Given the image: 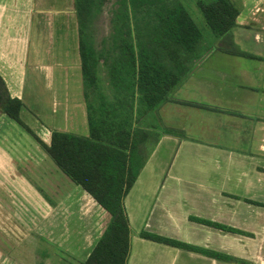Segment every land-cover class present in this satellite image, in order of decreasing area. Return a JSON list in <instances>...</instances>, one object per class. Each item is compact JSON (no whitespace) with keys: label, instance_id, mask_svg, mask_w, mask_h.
<instances>
[{"label":"crops","instance_id":"obj_1","mask_svg":"<svg viewBox=\"0 0 264 264\" xmlns=\"http://www.w3.org/2000/svg\"><path fill=\"white\" fill-rule=\"evenodd\" d=\"M72 1L0 0V74L9 94L23 101L21 119L47 144L54 130L90 134L87 103L95 89L82 73ZM239 8L231 30L197 51L187 74L154 108L157 125L146 126L147 138L155 134L149 148L144 114L130 118L142 131L140 166L124 195L127 264H264V0H240ZM107 80L100 82L111 96ZM110 213L0 110V235L6 244L0 262L22 264L12 249L36 236L81 264ZM142 230L191 246L147 238Z\"/></svg>","mask_w":264,"mask_h":264},{"label":"trees","instance_id":"obj_2","mask_svg":"<svg viewBox=\"0 0 264 264\" xmlns=\"http://www.w3.org/2000/svg\"><path fill=\"white\" fill-rule=\"evenodd\" d=\"M107 0H74L78 21L81 69L85 82L95 90L88 101L90 134L83 136L54 130L51 143L44 142L20 116L23 101L9 94L0 74V110L24 126L58 166L84 187L111 218L81 264H127L130 226L124 195L140 166L136 158L138 134L130 118L155 108L187 74L198 57L202 30L178 0H115L110 40L97 54L93 44L92 18ZM215 38L236 23L239 4L232 0H197ZM99 58L106 63L113 94H105L97 73ZM126 95L115 97V87ZM144 106V107H142ZM145 136L148 132L144 130ZM145 139V138H144ZM198 218V217H197ZM219 225L214 221L198 218ZM144 237L190 247L185 242L147 230Z\"/></svg>","mask_w":264,"mask_h":264},{"label":"rangeland","instance_id":"obj_3","mask_svg":"<svg viewBox=\"0 0 264 264\" xmlns=\"http://www.w3.org/2000/svg\"><path fill=\"white\" fill-rule=\"evenodd\" d=\"M43 1L45 2V4L47 2H50L49 4H52L54 6H63L66 3V0H43ZM68 1H69L68 2L69 5L73 4L72 0H68ZM178 1H181L185 5V7L188 9L193 19L195 20V22L202 30L203 36L200 42V49L206 50L208 48H211L210 46L213 43L212 41H214L215 39V35L212 32L211 28L206 24L201 8L197 3V0H178ZM232 1L239 4L240 0H232ZM113 2H115V0L105 1L100 7V9L96 11V13L92 18L91 23H92V33H93V44L97 54L102 52L103 47H106L105 42L107 40L108 41L110 40L109 38L111 37L113 31V24L111 23L112 10L116 7L117 4ZM73 26L74 25L72 24L70 29L71 38H73L72 35L75 33ZM71 38H70V46H71V54H72V53H76L77 48L74 43V40ZM106 69H107L106 63H103V59L99 58L97 71L100 75V81L102 83L107 82L108 81L107 79L109 77V82H113L110 80V76L109 74H107ZM101 77L103 79H101ZM102 83L101 85H103ZM115 91H116L115 97L117 96L119 98L125 99L126 95L124 94V91L121 87H116L114 89V92ZM143 114H144V119H142L143 122H141L142 123L141 125H144V130L147 131L146 126L157 125L154 108L147 109L144 107V111L141 110L140 108L138 112V117L141 118ZM149 135L150 137L147 138L144 132V138L145 139L147 138L146 142L144 143V148L146 149L150 147L153 140L155 139V137H153L155 135L154 133H151ZM3 239H5V235H0V247L6 246L5 242L4 243L2 242ZM52 255H55V257H53ZM1 256L2 254L0 250V258ZM11 256L13 257L15 262L22 264H68L69 260L71 264H76L75 260L71 261L73 257L71 253H68L67 251L65 252L58 250V248H56L54 244L51 246L50 242L45 238L42 237V240H39L36 236L33 239L32 238H28L27 240L21 239L12 249ZM49 256L51 257L48 258ZM8 262H9L8 260H4L2 262L1 259L0 264H9Z\"/></svg>","mask_w":264,"mask_h":264},{"label":"water","instance_id":"obj_4","mask_svg":"<svg viewBox=\"0 0 264 264\" xmlns=\"http://www.w3.org/2000/svg\"><path fill=\"white\" fill-rule=\"evenodd\" d=\"M111 214V213H110Z\"/></svg>","mask_w":264,"mask_h":264}]
</instances>
